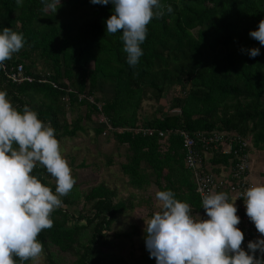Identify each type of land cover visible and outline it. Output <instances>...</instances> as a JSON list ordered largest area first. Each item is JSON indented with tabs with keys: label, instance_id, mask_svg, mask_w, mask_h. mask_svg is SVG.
Returning a JSON list of instances; mask_svg holds the SVG:
<instances>
[{
	"label": "trees",
	"instance_id": "obj_1",
	"mask_svg": "<svg viewBox=\"0 0 264 264\" xmlns=\"http://www.w3.org/2000/svg\"><path fill=\"white\" fill-rule=\"evenodd\" d=\"M45 2L52 0H22L19 6L17 0H0V32L9 27L24 37V47L0 66V90L18 110L27 105L38 113L59 141L92 131L94 143L103 136L117 152L126 146L123 161L106 156V165L116 163L128 186L139 193L150 186L156 192L171 190L189 204L193 218L201 214L202 204L184 164L186 150L178 131L191 136L233 132L249 141L248 152L264 150V45L249 35L264 19V0H161L173 12L147 26L135 68L127 63L122 32L106 33L111 2L60 0L55 13ZM252 48L260 50L254 58L248 51ZM12 74L22 80L15 82ZM165 98L167 112L142 113L144 102L160 104ZM173 110L178 112H168ZM100 115L110 129L98 122ZM148 130L155 133L148 136ZM160 131L167 134L165 141ZM201 156L217 175L232 165L231 156L220 152L201 150ZM76 167L87 168L85 160ZM32 175L55 193V178L43 166L37 164ZM135 197H119L104 182L86 191L75 183L51 214L53 227L37 237L44 264H59L61 257L68 264H156L145 232L139 256L127 260L109 250L111 245L119 252L123 248L121 242H110L109 232L133 246L135 232H114L113 225L134 210Z\"/></svg>",
	"mask_w": 264,
	"mask_h": 264
},
{
	"label": "clouds",
	"instance_id": "obj_2",
	"mask_svg": "<svg viewBox=\"0 0 264 264\" xmlns=\"http://www.w3.org/2000/svg\"><path fill=\"white\" fill-rule=\"evenodd\" d=\"M114 5L106 21V33L122 32L127 63L135 68L143 55L147 26L153 18L172 13L161 0H91L92 4ZM22 0H17L21 5ZM60 0L45 2L54 13ZM249 35L264 45V19ZM24 47V37L9 27L0 32V66ZM250 57L260 54L252 48ZM37 164L55 178V193L32 175ZM76 180L62 155L55 129L45 124L34 110L13 106L7 92L0 90V264H37L43 244L37 239L53 227L51 214L62 206ZM160 211L145 221V243L156 264H264V239L250 241L245 251L244 233L237 227L240 217L228 194H203L207 219H194L188 203L171 190L155 193ZM246 215L264 236V184H254L242 193ZM257 251L261 257L256 256Z\"/></svg>",
	"mask_w": 264,
	"mask_h": 264
},
{
	"label": "rangeland",
	"instance_id": "obj_3",
	"mask_svg": "<svg viewBox=\"0 0 264 264\" xmlns=\"http://www.w3.org/2000/svg\"><path fill=\"white\" fill-rule=\"evenodd\" d=\"M168 106V98L162 99L160 104H154L152 101L144 102L142 104V113L151 117L158 108H164L167 112ZM168 112L170 114H175L178 110ZM74 117L75 114L70 118L73 119ZM92 135V131H88L86 135L79 132L77 137L72 140L62 139L60 141L62 155L71 167L72 176L76 180V183L81 185L82 191H86L87 187L91 184L104 182L108 187L116 188L118 190L119 197L126 198L128 195L136 196L134 202L136 205L134 210L131 213L118 217L117 222L113 225L114 232L129 234H133L132 232H135L132 238L133 246H131L126 238L118 240L113 237L112 232L108 233L110 242L113 243L114 241L115 243H123L121 252H119L113 245L109 246V250L122 254L127 260H129L132 255H135L136 257L140 255L138 246L140 238L145 232V221L149 220L155 212L161 210L157 199L154 197L157 189L154 186H150L147 190L139 193L130 188L127 184V177H124L119 172V167L116 163H114L111 167L106 165V156L113 159L114 162L123 161L122 155L125 157V154L127 153L126 146L119 147V151L117 152L114 147V142L105 143V140L103 139L104 137L102 136L97 143H94L92 141ZM249 155L250 160L253 162L252 175H257V177L255 176L256 178H254L253 182L257 184V181L260 180L261 184H264V150L255 151L252 149V152H250ZM83 160H85L87 168H77L76 166ZM133 226H135V229H132ZM257 239H260V237L257 236ZM58 262L59 264H68L67 259L64 257L59 258ZM30 264H32V261ZM37 264H44V258L42 255Z\"/></svg>",
	"mask_w": 264,
	"mask_h": 264
},
{
	"label": "built area",
	"instance_id": "obj_4",
	"mask_svg": "<svg viewBox=\"0 0 264 264\" xmlns=\"http://www.w3.org/2000/svg\"><path fill=\"white\" fill-rule=\"evenodd\" d=\"M18 74L21 73V66L17 67ZM11 78L15 82H20L22 78L12 74ZM98 122L104 124L110 129L109 121L102 115L98 117ZM121 132V130H117ZM153 130H148L147 135L152 136ZM181 137L185 153V167L190 169L193 174L195 192L200 197L202 204L203 194L211 192H224L228 194V201L234 202L237 207V215L240 217V223L237 227L244 233V241L241 247L247 252L248 243L256 241L258 231L254 223L246 215V206L242 193L255 183L252 178V165L250 160V152L247 151L251 147L249 141H243L239 134L233 132H210L197 133L191 136L185 131H178ZM103 135H105L103 133ZM161 141H165L167 134L158 132ZM201 150L220 152L222 155L231 156L232 165L223 168L220 174H215L212 167L205 166L204 158L201 156ZM202 219H207L205 210L202 207L200 214ZM256 256L261 257V253L257 251Z\"/></svg>",
	"mask_w": 264,
	"mask_h": 264
},
{
	"label": "crops",
	"instance_id": "obj_5",
	"mask_svg": "<svg viewBox=\"0 0 264 264\" xmlns=\"http://www.w3.org/2000/svg\"><path fill=\"white\" fill-rule=\"evenodd\" d=\"M253 170V169H252ZM257 177V175L255 174V175H252V178H253V180H254V178H256ZM259 182V183H258ZM257 184H261V181L259 180V181H257ZM194 219H200V214H196V215H194ZM258 236L260 237V239H264V236H261V234L260 233H258Z\"/></svg>",
	"mask_w": 264,
	"mask_h": 264
}]
</instances>
